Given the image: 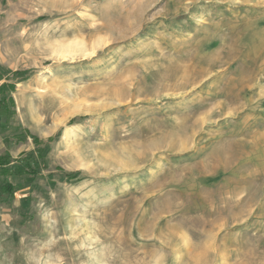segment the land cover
I'll return each instance as SVG.
<instances>
[{
	"label": "rangeland",
	"instance_id": "rangeland-1",
	"mask_svg": "<svg viewBox=\"0 0 264 264\" xmlns=\"http://www.w3.org/2000/svg\"><path fill=\"white\" fill-rule=\"evenodd\" d=\"M0 264H264V0H0Z\"/></svg>",
	"mask_w": 264,
	"mask_h": 264
},
{
	"label": "trees",
	"instance_id": "trees-1",
	"mask_svg": "<svg viewBox=\"0 0 264 264\" xmlns=\"http://www.w3.org/2000/svg\"><path fill=\"white\" fill-rule=\"evenodd\" d=\"M70 176H72V175H70Z\"/></svg>",
	"mask_w": 264,
	"mask_h": 264
}]
</instances>
